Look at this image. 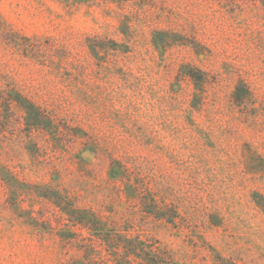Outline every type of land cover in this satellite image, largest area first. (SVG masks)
Returning <instances> with one entry per match:
<instances>
[{
  "label": "rangeland",
  "instance_id": "obj_1",
  "mask_svg": "<svg viewBox=\"0 0 264 264\" xmlns=\"http://www.w3.org/2000/svg\"><path fill=\"white\" fill-rule=\"evenodd\" d=\"M123 239L264 264V0H0V264Z\"/></svg>",
  "mask_w": 264,
  "mask_h": 264
},
{
  "label": "trees",
  "instance_id": "obj_2",
  "mask_svg": "<svg viewBox=\"0 0 264 264\" xmlns=\"http://www.w3.org/2000/svg\"><path fill=\"white\" fill-rule=\"evenodd\" d=\"M78 220L83 221L84 219H79ZM86 223L90 222L91 220H84ZM136 239H123L122 242V256L120 257L119 255L116 254V250L113 249L112 253L115 255V263L116 264H128V260L124 259L123 257H127L130 254L134 255L136 258H138L141 262V264H168V263H163L160 260H158V255L155 254L150 248L143 249L142 244L141 246L136 242ZM140 246V247H139ZM119 247V246H118ZM116 248V247H115ZM130 263V262H129Z\"/></svg>",
  "mask_w": 264,
  "mask_h": 264
}]
</instances>
